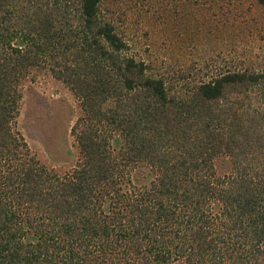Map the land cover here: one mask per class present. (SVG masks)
<instances>
[{
  "label": "trees",
  "instance_id": "16d2710c",
  "mask_svg": "<svg viewBox=\"0 0 264 264\" xmlns=\"http://www.w3.org/2000/svg\"><path fill=\"white\" fill-rule=\"evenodd\" d=\"M103 1L0 0V264H264V71L175 92ZM34 71L81 110L66 171L18 129Z\"/></svg>",
  "mask_w": 264,
  "mask_h": 264
},
{
  "label": "rangeland",
  "instance_id": "374dc122",
  "mask_svg": "<svg viewBox=\"0 0 264 264\" xmlns=\"http://www.w3.org/2000/svg\"><path fill=\"white\" fill-rule=\"evenodd\" d=\"M101 16L175 92L224 69L264 71V8L255 0H105ZM18 129L40 163L66 171L79 156L71 129L81 110L73 93L44 71L22 89Z\"/></svg>",
  "mask_w": 264,
  "mask_h": 264
}]
</instances>
